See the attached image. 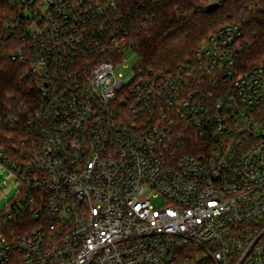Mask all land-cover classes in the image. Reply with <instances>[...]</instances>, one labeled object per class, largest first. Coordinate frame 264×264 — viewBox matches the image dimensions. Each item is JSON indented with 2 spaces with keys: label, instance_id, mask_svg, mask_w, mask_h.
Listing matches in <instances>:
<instances>
[{
  "label": "built area",
  "instance_id": "obj_1",
  "mask_svg": "<svg viewBox=\"0 0 264 264\" xmlns=\"http://www.w3.org/2000/svg\"><path fill=\"white\" fill-rule=\"evenodd\" d=\"M0 7L36 91L0 110L9 127L25 115L22 146L0 148L21 184L0 264H264V62L241 70V25L174 70L124 75L136 51L117 0Z\"/></svg>",
  "mask_w": 264,
  "mask_h": 264
},
{
  "label": "trees",
  "instance_id": "obj_2",
  "mask_svg": "<svg viewBox=\"0 0 264 264\" xmlns=\"http://www.w3.org/2000/svg\"><path fill=\"white\" fill-rule=\"evenodd\" d=\"M117 1L121 13L130 14V39L144 70L166 72L193 61L209 36L225 24L241 25L251 44L245 49L242 71L264 62V0ZM213 3L220 7L208 13ZM0 38V110L17 113L24 104L35 103L36 91L23 79L24 66L10 59L14 45L1 28ZM20 116L18 127L0 125V148L7 153L13 145L22 146L25 115ZM26 221L17 217L10 230L23 232Z\"/></svg>",
  "mask_w": 264,
  "mask_h": 264
},
{
  "label": "rangeland",
  "instance_id": "obj_3",
  "mask_svg": "<svg viewBox=\"0 0 264 264\" xmlns=\"http://www.w3.org/2000/svg\"><path fill=\"white\" fill-rule=\"evenodd\" d=\"M127 68H119L117 71L124 75H131L133 68L141 63V57L134 51L126 52ZM21 184L18 180H11L10 171L0 166V212L6 210L9 205L15 202L20 193Z\"/></svg>",
  "mask_w": 264,
  "mask_h": 264
},
{
  "label": "water",
  "instance_id": "obj_4",
  "mask_svg": "<svg viewBox=\"0 0 264 264\" xmlns=\"http://www.w3.org/2000/svg\"><path fill=\"white\" fill-rule=\"evenodd\" d=\"M219 7H220L219 4H217V3H213V4H211V5L208 6V8H207V12H208V13L214 12V11H216L217 9H219Z\"/></svg>",
  "mask_w": 264,
  "mask_h": 264
}]
</instances>
